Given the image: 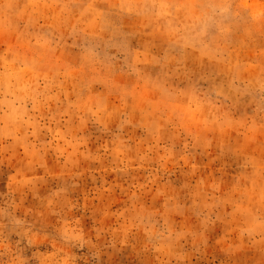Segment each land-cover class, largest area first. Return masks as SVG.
<instances>
[{
	"label": "clouds",
	"instance_id": "9594fccd",
	"mask_svg": "<svg viewBox=\"0 0 264 264\" xmlns=\"http://www.w3.org/2000/svg\"><path fill=\"white\" fill-rule=\"evenodd\" d=\"M0 264H264V0H0Z\"/></svg>",
	"mask_w": 264,
	"mask_h": 264
}]
</instances>
